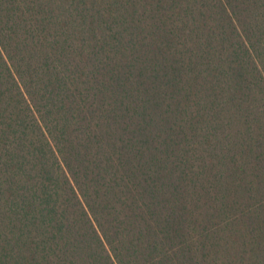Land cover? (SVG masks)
Segmentation results:
<instances>
[{"label":"trees","instance_id":"16d2710c","mask_svg":"<svg viewBox=\"0 0 264 264\" xmlns=\"http://www.w3.org/2000/svg\"><path fill=\"white\" fill-rule=\"evenodd\" d=\"M0 264H264V0H0Z\"/></svg>","mask_w":264,"mask_h":264}]
</instances>
